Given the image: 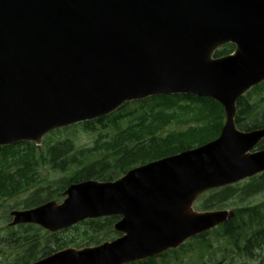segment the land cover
<instances>
[{"label":"water","instance_id":"95a60500","mask_svg":"<svg viewBox=\"0 0 264 264\" xmlns=\"http://www.w3.org/2000/svg\"><path fill=\"white\" fill-rule=\"evenodd\" d=\"M234 44V54L214 58ZM264 82V0H0V146L107 116L128 101L187 94L225 110L220 137L132 170L115 183L72 185L61 205L14 212L56 232L122 216L124 235L36 264H128L177 249L233 212L196 199L264 171L251 153L264 128L241 132L238 100Z\"/></svg>","mask_w":264,"mask_h":264},{"label":"trees","instance_id":"16d2710c","mask_svg":"<svg viewBox=\"0 0 264 264\" xmlns=\"http://www.w3.org/2000/svg\"><path fill=\"white\" fill-rule=\"evenodd\" d=\"M232 48L223 49L217 53V56L230 52ZM157 100L158 102L151 103L150 107L144 102L142 108L144 115L138 118L130 113L115 114L99 120L104 130L113 128V134L109 137L100 133L95 146L91 149L76 150L72 141L69 140V143L60 147L65 149L69 146V151L64 152L57 147L50 146L48 155H45L46 158L41 155L39 162L35 159L34 152L24 155L23 159L14 163V167H10L11 164L8 162V167L0 175V200L13 198L34 187L39 175V168L36 170L34 168L35 161L39 163L36 166L40 168L47 162L56 173H65L63 175L67 180L66 184L90 179L111 181L124 175L131 168L195 148L219 137L224 123V112L222 107L213 100L194 96L158 97ZM182 100L186 101L184 105L180 103ZM237 110L236 123L242 130L264 127V84L243 97L238 102ZM132 117L134 119L130 120L128 126L122 128L121 123L126 118ZM106 121L109 122L106 123ZM175 121L182 126L185 125L184 123L189 125L187 124L188 126L184 129L164 133V128ZM5 157L8 159V155ZM9 168H14L15 174L4 175ZM262 188H264V175L252 179L245 186H232L212 191L200 199L198 208L200 211L229 208L231 206L228 205V199L236 196L235 192L240 196L249 197ZM49 191V188L34 191L32 194L34 196L31 198L33 202L29 206L35 205L37 201L38 204L43 201L42 192H47L48 198H53ZM234 210L236 213L234 219L193 240L198 249L206 251L213 247L208 238L211 234H216V237L229 242L245 255L252 254L255 249H264V203ZM116 220L118 218L86 221L79 227H85L83 235L90 242H98L99 238H109L114 235L113 224ZM34 230H36L35 233L39 232L37 229ZM27 234L29 237L37 236V234L30 235L29 231ZM10 239L13 240L12 248L17 253L15 262L12 264H28L37 259L34 250L39 247V242L35 238L15 240L17 236L14 235L10 236ZM70 244L79 246L75 240L61 245ZM189 246H191L190 243L171 253L176 255L179 261L180 258L177 255L181 251V253L185 252L184 250ZM161 257L164 262H168V254ZM157 261L154 258L137 264H159Z\"/></svg>","mask_w":264,"mask_h":264},{"label":"rangeland","instance_id":"374dc122","mask_svg":"<svg viewBox=\"0 0 264 264\" xmlns=\"http://www.w3.org/2000/svg\"><path fill=\"white\" fill-rule=\"evenodd\" d=\"M123 114H130V113H135L136 118L143 116L144 115V109H141L137 105H132L128 108H126L123 112ZM134 119L132 118H127L123 123H121L122 128H126L130 122V120ZM188 120V118L185 120V122ZM179 122H172L170 125L166 126L164 128V133L173 131V130H180L186 128L189 124L184 123L185 125H179ZM188 124V125H187ZM109 126V125H106ZM102 133L104 136H109L111 137L113 134V128H109L107 130L102 129L100 126H96V131H88L86 130L83 126L77 125L74 126L73 128L67 130V131H61V132H53L49 136L45 138L47 139V144H51L53 146L59 145L60 143L65 142L66 140H73L74 143L76 144L77 149H91L94 147V143L96 139L98 138L99 134ZM46 147L45 149H47ZM65 151H69V147L64 149ZM74 154H77L74 152ZM63 175H59L58 173H55L54 170H52L49 166L41 168V173L39 175L37 184L40 182V186L42 185L43 188H47L48 186H54L53 191L50 192V196H55L54 199L55 201H58L60 203L63 200L62 193L64 192V182L66 181L65 179H61ZM53 182H56L57 184H53ZM245 186V185H243ZM37 188V187H35ZM33 188V190L35 189ZM39 188V187H38ZM56 189V190H55ZM60 191V197L58 196L56 191ZM57 191V192H58ZM234 197L232 199H228V205L231 206L229 208L225 209H230L234 210L235 208H243L244 206H258L264 203V188H262L260 191L257 193L252 194L249 197H243L240 196L237 192H235ZM31 197V192L28 191L26 193H22L19 196L9 199L6 201L5 206L6 210L5 213L3 211V216H0V240L5 237L8 233L12 231H17L18 234H23V235H28L27 232L29 231L30 235L37 234L35 233L36 230H25V229H17L13 228L14 230L12 231H7L8 229V224L9 220L7 219V216H5L6 212H10L9 209L12 208H20L24 209L26 201ZM243 197V198H241ZM42 198L49 199L47 194H44ZM241 198V199H240ZM43 200V199H42ZM60 201V202H59ZM12 211V210H11ZM85 227H81L80 229H71L68 230L67 233H62L58 235V237L54 235H48L46 234L45 231L41 230L38 232V236L41 239V244L38 247L40 250L38 253L36 252L35 255H40L39 258H42L43 256L47 255L50 253L49 251L54 249L58 250L59 248L57 247V240H60L61 242L63 241H71L72 239H76V242L78 243H87L90 242L89 239H87L83 235ZM5 231V232H4ZM22 235V238L24 239L25 236ZM118 237L116 236H111L108 239L105 238H99L97 239L98 244L103 243L105 241H110L112 238ZM211 240L212 248L208 249L206 251H202L197 248L196 242L192 241L191 246L187 247L183 253H179L177 256H179L180 260L178 261L176 258V255L170 254L168 257V262L162 260L161 258L157 259L159 264H264V249H255L253 255L245 256L242 255L241 252L237 250L234 246H232L229 242L219 238L218 236L216 237V234H211L208 237ZM113 240V239H112ZM97 244H93L91 246H95ZM83 246H86V244H83ZM185 253V254H184ZM5 257L8 258V260L5 259ZM14 255V250L7 254L6 252L2 255L0 254V262L4 264H10L14 263L15 259Z\"/></svg>","mask_w":264,"mask_h":264},{"label":"bare ground","instance_id":"6f19581e","mask_svg":"<svg viewBox=\"0 0 264 264\" xmlns=\"http://www.w3.org/2000/svg\"><path fill=\"white\" fill-rule=\"evenodd\" d=\"M14 146V145H13Z\"/></svg>","mask_w":264,"mask_h":264}]
</instances>
